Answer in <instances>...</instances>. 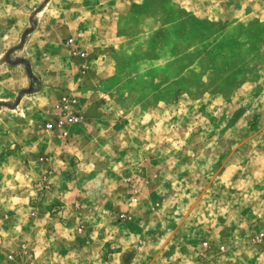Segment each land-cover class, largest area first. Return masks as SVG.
I'll return each mask as SVG.
<instances>
[{
  "label": "rangeland",
  "instance_id": "374dc122",
  "mask_svg": "<svg viewBox=\"0 0 264 264\" xmlns=\"http://www.w3.org/2000/svg\"><path fill=\"white\" fill-rule=\"evenodd\" d=\"M0 182V264H264V0H0Z\"/></svg>",
  "mask_w": 264,
  "mask_h": 264
},
{
  "label": "built area",
  "instance_id": "2783aa9c",
  "mask_svg": "<svg viewBox=\"0 0 264 264\" xmlns=\"http://www.w3.org/2000/svg\"><path fill=\"white\" fill-rule=\"evenodd\" d=\"M75 118H69V122H73ZM61 123V122H60ZM11 258V257H10Z\"/></svg>",
  "mask_w": 264,
  "mask_h": 264
},
{
  "label": "crops",
  "instance_id": "0c3cea01",
  "mask_svg": "<svg viewBox=\"0 0 264 264\" xmlns=\"http://www.w3.org/2000/svg\"><path fill=\"white\" fill-rule=\"evenodd\" d=\"M15 173H17V172H15ZM1 183V182H0ZM15 186H17V185H15ZM0 188H2V187H0Z\"/></svg>",
  "mask_w": 264,
  "mask_h": 264
}]
</instances>
